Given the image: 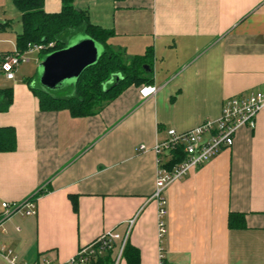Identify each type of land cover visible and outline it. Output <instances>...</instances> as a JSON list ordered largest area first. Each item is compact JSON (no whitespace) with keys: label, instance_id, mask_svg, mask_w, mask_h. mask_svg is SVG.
Returning a JSON list of instances; mask_svg holds the SVG:
<instances>
[{"label":"crops","instance_id":"1","mask_svg":"<svg viewBox=\"0 0 264 264\" xmlns=\"http://www.w3.org/2000/svg\"><path fill=\"white\" fill-rule=\"evenodd\" d=\"M72 7L113 32L107 45L125 61L151 49L156 92L142 98L145 86H130L77 118L40 110L27 85H2L15 77L0 76V89H12L0 128H13L16 139L13 152L0 153V205L46 191L35 216L5 221L0 252L19 264H66L135 218L128 244L139 264H161V255L164 264H264V107L253 130H238L230 149L165 190L163 237L152 198V147L168 130H191L218 118L227 98L264 91V0H73ZM60 8L61 0H44V11ZM8 27L0 22V32ZM5 44L0 35V54L15 50ZM229 214L243 226L230 228ZM0 264H9L2 255Z\"/></svg>","mask_w":264,"mask_h":264},{"label":"trees","instance_id":"2","mask_svg":"<svg viewBox=\"0 0 264 264\" xmlns=\"http://www.w3.org/2000/svg\"><path fill=\"white\" fill-rule=\"evenodd\" d=\"M20 12L21 32L15 37V50L10 54H23L27 45H44L46 49L39 52L45 56L65 49L72 38L84 36L101 46V53L95 64L86 68L79 78L66 90L64 97L48 94L42 90L30 88L37 97L42 111L67 110L72 117H88L95 113L104 103H108L130 86L142 87L151 85L152 51L148 48L143 56L133 57L125 61L121 54L116 53L107 45L112 36L111 30L92 25L84 11H76L72 7L73 0H61V8L57 12L44 11V0H12ZM52 44V47H48ZM120 76L119 81L113 79ZM112 80V83L108 82ZM30 82L26 80L28 85ZM106 85V86H105ZM12 104V89H0V113L8 111ZM15 132L11 127L0 128V153H10L16 148ZM184 159L181 150L171 152V159L166 164L171 169ZM46 191L39 190L32 195L37 199ZM30 198V197H29ZM74 213L77 212V198L68 196ZM240 215L229 214L230 228L243 226ZM126 264H139L138 252L126 245L123 253ZM96 264H112L111 254H107Z\"/></svg>","mask_w":264,"mask_h":264},{"label":"built area","instance_id":"3","mask_svg":"<svg viewBox=\"0 0 264 264\" xmlns=\"http://www.w3.org/2000/svg\"><path fill=\"white\" fill-rule=\"evenodd\" d=\"M48 47H52L49 44ZM46 47L44 45H27V50L23 54L4 53L0 54V76L6 80H13L14 73L22 64L29 62L26 58L27 52H41ZM156 88L145 86L139 90L142 98H148L155 94ZM264 107V91L251 93L247 96H233L224 100L221 112L216 119H205L195 128L177 132L170 129L166 133L164 140H159L152 147V151L157 157V171L155 177V189L152 198L160 204L158 214V233L160 237L166 234L165 201L163 194L173 183L182 180L189 173L206 165L216 158L222 151L228 150L234 143V138L238 130L255 128L256 117ZM179 149L184 155V159L171 169L166 164L171 159V152ZM148 149L141 145L138 151L146 152ZM166 158V161H162ZM36 199L32 196L19 203L3 202L0 205V232H3V224L13 215L22 217H32L36 215ZM135 223V218L125 222L123 233L108 231L100 234L93 242L77 250L75 255L66 264H96L107 254H111L112 264H124V249L129 242V238ZM9 264H19L11 252H0ZM161 264L163 256L161 255ZM43 264H60L51 259L45 258ZM21 264V263H20Z\"/></svg>","mask_w":264,"mask_h":264},{"label":"water","instance_id":"4","mask_svg":"<svg viewBox=\"0 0 264 264\" xmlns=\"http://www.w3.org/2000/svg\"><path fill=\"white\" fill-rule=\"evenodd\" d=\"M100 53V46L84 37L79 42L69 43L65 49L45 56L41 63V85L46 89H56L65 81L75 82L86 68L95 64ZM113 79L119 81L121 78L116 75ZM108 83L111 84L112 80Z\"/></svg>","mask_w":264,"mask_h":264},{"label":"rangeland","instance_id":"5","mask_svg":"<svg viewBox=\"0 0 264 264\" xmlns=\"http://www.w3.org/2000/svg\"><path fill=\"white\" fill-rule=\"evenodd\" d=\"M47 4V11L57 10L55 7L48 8ZM2 21L9 25L5 32H0V35L4 38V41H6L4 49H13L15 48V35L21 31V23L20 12L13 5L12 0L6 1L5 4H2V6H0V22ZM2 33H4L5 35H2ZM83 38L84 37L80 35L76 36L72 38L70 43L79 42ZM26 58H28L29 62L18 67V69L14 73L15 80L10 82L6 81L2 83V85H13L15 82L27 85L26 80H29L30 83L27 85L28 88H33L38 91L42 90L48 94H52L58 97H64L67 88L71 86L73 80L61 83L56 89H46L40 83V78L42 75V55H39V52H27Z\"/></svg>","mask_w":264,"mask_h":264}]
</instances>
